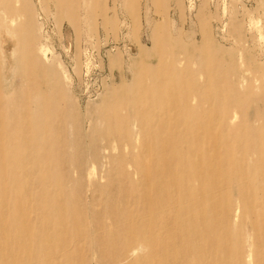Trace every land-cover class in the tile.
<instances>
[{
  "label": "bare ground",
  "instance_id": "bare-ground-1",
  "mask_svg": "<svg viewBox=\"0 0 264 264\" xmlns=\"http://www.w3.org/2000/svg\"><path fill=\"white\" fill-rule=\"evenodd\" d=\"M20 2L17 5L16 0H0V59L2 45L11 35L17 36L16 41L23 44L17 52H12L21 62V81L15 88L17 94L13 88H9L8 94L0 87V222L12 219L13 225H18L15 226L17 231L25 233L26 237L30 235L32 224L25 218L33 209L40 238L44 248L47 247H42L43 251L50 249L55 241L63 244L59 254L55 252L56 247L51 256L46 252L47 255L32 264H63V259L72 254L82 259L86 250L93 249L90 247L93 244H96L93 250L103 251L109 264H264V130L232 126L237 118L234 110L243 106L245 98L237 93L229 101V85L225 82L214 86L219 91L214 94L210 86L200 89L180 70L169 66L165 70L166 78L160 77V72L152 74L157 79L154 87H141L140 94L136 95L135 101L142 104L133 110L139 132L131 133L123 115L124 118L119 117L114 124H109L110 132L118 130L117 138L125 140L127 146H133L134 137L139 138V142L141 139L137 153H122L115 161L120 176L118 194L107 202L116 199L121 202L122 209L109 224L103 223V219L96 220V230L89 234L87 221L70 207V202L51 197L55 190L64 192L65 185L57 178L56 171V175L51 176L52 172L49 176L47 161L51 158L55 163L63 152L56 151L50 156L41 154L40 150L49 147L50 152L52 148L61 147L55 141L61 131L53 124L59 116L55 106L46 109L53 95L33 90L28 84L32 80L40 82L39 75L44 67L33 50L27 48L26 28L19 21L30 8L23 5L25 0ZM162 41L165 43L168 38ZM181 81L185 84L182 92ZM190 96L197 98L196 104L189 103ZM207 99L212 104L205 106ZM100 131L99 136H102L103 131ZM47 133H50L49 143L46 139V143H41V140L31 147L27 145L26 149V141ZM15 157L17 160L13 159ZM126 165L132 166L137 173L136 182ZM20 168L25 174L20 175L22 184L21 179L15 177ZM38 171L45 172L35 179L33 174L38 177ZM9 179H16L12 181L13 188ZM37 185L41 187L39 193H32L30 189ZM49 185L55 186L53 192ZM67 215L71 216V225L65 228L61 225L68 219ZM19 216L23 221L17 219ZM243 216L251 224L245 239L232 225ZM2 227L3 233L12 228ZM63 232H70L73 238L60 240ZM251 236L253 241L248 246L246 239ZM40 238L38 236L39 241ZM16 241V246L13 243L16 248H12V264L23 261L18 258L22 255L16 256L29 247L23 234ZM255 245L256 254L252 251Z\"/></svg>",
  "mask_w": 264,
  "mask_h": 264
},
{
  "label": "rangeland",
  "instance_id": "rangeland-1",
  "mask_svg": "<svg viewBox=\"0 0 264 264\" xmlns=\"http://www.w3.org/2000/svg\"><path fill=\"white\" fill-rule=\"evenodd\" d=\"M16 3L21 2L16 0ZM23 5L29 7L30 12H25L18 23L26 28L27 48L33 50L44 67L39 75L40 82L32 80L28 84L33 90L53 95L46 109L55 106L60 118L57 117L53 124L61 131L62 136L55 139L61 147L52 148V154L49 147L40 150L41 154L50 156L56 151L63 152L55 163V159L47 161L49 176L57 172V178L65 185L64 192L55 190L51 197L70 202V207L87 221L89 234L95 232L96 220L103 219V223L109 224L122 209L121 202L116 199L107 202L108 198H116L118 194L120 176L115 161L122 153H137L141 147V139L139 142V138L134 137L133 146H127L125 140L117 138L118 130L112 133L113 129L110 132L108 126L123 115L125 118H121L127 119L131 133L139 132L133 110L142 104L135 98L141 87H154L157 80L152 77L154 74L160 72L159 76L166 78L165 70L174 66L198 88L210 86L214 94L219 93L214 86L225 82L229 85V101L237 93L245 98L243 106L234 110L237 118L232 126L264 130V0H25ZM16 37L11 35L2 45L0 59V87L8 94L9 88L15 93L21 81V62L12 56V52H17L23 44L16 41ZM166 37L168 41L164 43L162 40ZM162 57L164 61L160 59ZM180 84L182 92L184 81ZM189 103L196 104L197 98L190 96ZM211 104L209 99L204 102L205 106ZM229 112L233 110L229 109ZM99 130L103 131L102 136H99ZM49 135L39 136L40 139L32 137V141L29 140L32 143L26 141V149L41 140V143L45 139L49 143ZM22 168L16 170L18 175L15 177L23 176ZM126 170L136 182L138 175L132 166L126 165ZM38 172V177L37 171L33 174L35 179L42 177L45 171ZM20 179L21 183L23 178ZM9 180L13 188L12 181L16 179ZM37 186H32L30 191L39 193L41 187ZM54 187L49 185L48 188L52 191ZM31 211L25 218L32 224V227L29 225L30 235L26 237L25 233L17 231L18 225H13L12 219L0 222V228L2 225V228L12 227L9 229L12 233L15 230V236L0 231V259L4 260L0 264L13 263L12 248H16V240L22 234L29 247L17 254L16 257L22 255L18 258L23 259L19 264H32L47 254L49 257L56 247L55 252L60 253L58 250L63 244L56 241L46 250L47 254L43 251L47 247L44 248L40 238L35 210ZM68 216L62 227L71 225V216ZM18 218L23 219L22 216ZM248 221L243 216L232 223L244 239L251 230ZM60 235L59 239L64 241L73 238L70 232ZM251 240L253 236L247 237V245ZM94 246L96 244L90 245L95 249ZM93 249L86 250L82 259L72 254L63 259V264L110 263L103 251ZM252 249L253 253L257 252L256 245Z\"/></svg>",
  "mask_w": 264,
  "mask_h": 264
}]
</instances>
